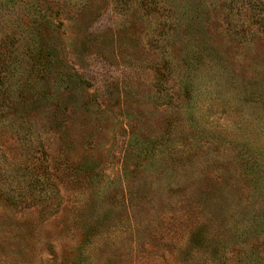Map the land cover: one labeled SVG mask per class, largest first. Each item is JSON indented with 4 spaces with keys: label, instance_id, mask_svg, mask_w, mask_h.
<instances>
[{
    "label": "rangeland",
    "instance_id": "1",
    "mask_svg": "<svg viewBox=\"0 0 264 264\" xmlns=\"http://www.w3.org/2000/svg\"><path fill=\"white\" fill-rule=\"evenodd\" d=\"M0 264H264V0H0Z\"/></svg>",
    "mask_w": 264,
    "mask_h": 264
}]
</instances>
